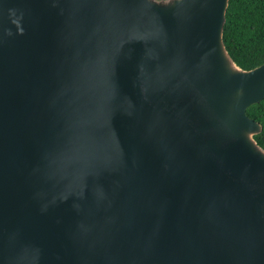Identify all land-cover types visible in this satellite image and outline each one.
I'll return each instance as SVG.
<instances>
[{"label":"water","instance_id":"obj_1","mask_svg":"<svg viewBox=\"0 0 264 264\" xmlns=\"http://www.w3.org/2000/svg\"><path fill=\"white\" fill-rule=\"evenodd\" d=\"M229 2L0 0V264H264Z\"/></svg>","mask_w":264,"mask_h":264},{"label":"trees","instance_id":"obj_2","mask_svg":"<svg viewBox=\"0 0 264 264\" xmlns=\"http://www.w3.org/2000/svg\"><path fill=\"white\" fill-rule=\"evenodd\" d=\"M224 42L232 58L243 69L264 64V0H230ZM248 115L262 125L254 135L264 148V99L248 108Z\"/></svg>","mask_w":264,"mask_h":264}]
</instances>
